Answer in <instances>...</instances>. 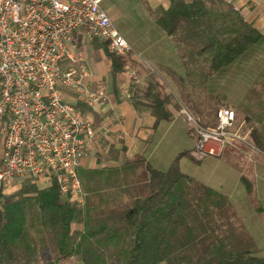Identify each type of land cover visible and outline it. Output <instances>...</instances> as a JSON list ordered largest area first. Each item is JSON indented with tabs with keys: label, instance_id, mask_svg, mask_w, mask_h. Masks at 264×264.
<instances>
[{
	"label": "trees",
	"instance_id": "obj_1",
	"mask_svg": "<svg viewBox=\"0 0 264 264\" xmlns=\"http://www.w3.org/2000/svg\"><path fill=\"white\" fill-rule=\"evenodd\" d=\"M158 23L169 34L178 35L180 41L199 43L195 54L219 58L222 67L255 54L252 50L264 40L263 34L228 0H194L190 4L172 0V7L163 11ZM73 37L80 49L90 44L94 51L103 53L109 64L112 88L119 92L121 78L126 74L125 65L138 63L133 52L115 55L109 51V41L87 40L84 29L76 31ZM129 91L135 107L149 109L156 117V124L171 119V100L162 95L152 72L148 74V85L143 91L135 82L129 84ZM77 106L83 112H92L96 125L101 123L102 118L94 108L81 102ZM251 135L252 144L264 151V139L259 131L254 129ZM190 153L189 150L182 152L171 169L159 170L148 165L135 180L130 177L133 181L128 180V175L121 180L120 172L122 168V176L128 174L126 170L133 169L134 161L125 162L121 167L89 171L88 176L85 169H79L83 187L89 186L96 173L112 170L119 174L116 181L113 178L110 182L114 187L104 195L94 188H86L88 193L84 191L82 205L65 198L57 183L44 187L28 178L23 180L18 191L9 195L0 187V264H69L74 261L83 264H172L180 260L184 264L190 261L193 246L199 240L198 232L195 235L193 230L200 221L193 215L198 207L191 213L190 203L179 193L177 180L170 179L176 173L184 181L193 180L176 169L179 159L191 158ZM2 165L0 151V167ZM241 181L249 195L255 193L254 182L247 175H243ZM128 187L142 188L148 193L136 196L129 206H119L120 193ZM205 187L212 208L227 204L229 210L224 193ZM209 264H264V257L252 250L235 251L219 243Z\"/></svg>",
	"mask_w": 264,
	"mask_h": 264
},
{
	"label": "built area",
	"instance_id": "obj_2",
	"mask_svg": "<svg viewBox=\"0 0 264 264\" xmlns=\"http://www.w3.org/2000/svg\"><path fill=\"white\" fill-rule=\"evenodd\" d=\"M104 0H0V139L3 165L0 187L14 192L25 179L41 186L57 183L62 195L82 205L85 192L78 170L92 140L107 134V124L96 125L91 108L108 99L105 83L92 85L94 71L73 34L85 30L89 40L109 41V51L133 52L114 24ZM131 82H139L136 68L127 63ZM122 90L129 93L127 87ZM195 139L197 160L220 155L233 136V109L217 111V124L204 126L183 111Z\"/></svg>",
	"mask_w": 264,
	"mask_h": 264
},
{
	"label": "rangeland",
	"instance_id": "obj_3",
	"mask_svg": "<svg viewBox=\"0 0 264 264\" xmlns=\"http://www.w3.org/2000/svg\"><path fill=\"white\" fill-rule=\"evenodd\" d=\"M105 7L108 10L106 2ZM247 10L245 12L251 20L250 10H253L251 4L248 5ZM151 14L143 6V9L134 16L122 12L120 19L113 18V20L117 21L116 27L133 44L143 62L151 68L162 95L169 97L171 105L182 111L185 109L199 121L210 123L211 126L207 127L216 125L215 113L219 108H231L236 113V120L229 128L233 136L227 141L220 155L197 160L191 151L190 156L193 160L187 156L181 157L176 169L189 175L193 180L184 181L176 176V173L174 178L170 177L177 180L179 193L190 203L191 213L193 208L198 207L193 215L200 221L193 230L195 235L198 232L199 240L193 246L192 259L186 262L209 264L213 251L218 248L219 243H225L229 249L235 251L252 250L264 257V151L252 144L251 135L252 131L257 129L264 139V40L262 45L254 49L255 51L252 50L255 54L237 59L228 67H222L219 58L195 54L196 48L200 47L199 43L180 41L178 35L169 34L159 23L158 27H154L150 19ZM154 14L157 22L159 12ZM260 14L264 15V11ZM251 24L255 28L260 27L259 31L264 33V20L256 24L254 19ZM164 35L171 36L174 42H168ZM87 45L80 49L85 59L93 61L103 57L102 52L98 53L91 49L89 44ZM154 56L156 58H152ZM139 77L141 81L144 76ZM128 83H132L129 78ZM181 113L186 118V115ZM186 120L187 118L183 120L181 117L176 123L174 122L173 129L160 130L158 139H161V142L158 148L155 147L158 149L155 151L156 154L136 156L134 162L130 161L133 162V169L130 171L127 169L128 174L122 176L124 170L122 171L121 168V180L126 175L129 181L135 180L148 165L159 170L171 169L173 162L178 158L177 154L190 147L191 141L187 135L190 125ZM165 133V137H162ZM112 157L104 151L92 153V159L96 163L91 168L84 167L85 175L88 176L89 171L109 168L106 163ZM122 165L120 164L119 167ZM84 168L80 167L81 171ZM237 172L245 173L254 182V194L249 195L245 185L239 184ZM118 175L112 170L96 173L89 186L83 187L84 191L88 193L86 188H94L104 195L105 191L114 187L110 182L113 178L116 181ZM209 185H213L218 191L227 195L229 210L227 204L213 206L216 207L215 209L208 204L210 196L205 186ZM147 193L148 190L142 188L128 187L125 191H121L118 204L122 207L129 206L136 196ZM105 207L107 209V206ZM69 264L83 263L74 261ZM172 264H183V261Z\"/></svg>",
	"mask_w": 264,
	"mask_h": 264
},
{
	"label": "crops",
	"instance_id": "obj_4",
	"mask_svg": "<svg viewBox=\"0 0 264 264\" xmlns=\"http://www.w3.org/2000/svg\"><path fill=\"white\" fill-rule=\"evenodd\" d=\"M184 1L190 4L194 0H184ZM228 1L231 2L234 8L238 9L242 13L245 20L250 24L254 21V19L256 20V24H259L262 22V20H264L263 17L264 15L260 14L261 12L264 11V0H228ZM105 2L107 3L108 6L107 11L110 13L109 15L112 18V20L113 18L120 19L122 12H126L127 15L134 16V14L142 10L143 6H145L146 9L149 10L150 13H152L151 14L152 17H150V19L154 27H158L159 24L158 21L157 22L155 21L154 18H156V15L155 14L153 15V13L159 12L158 17H160L163 11L168 10L172 7V0H104L102 5L106 9ZM249 4H251V6L253 7V10H250L252 12L251 14L252 21L247 16L246 14L247 12H245ZM136 16L140 17L141 14L140 16L138 15ZM113 22L116 25L117 21L115 22L113 20ZM256 28L257 30H260V27H256ZM260 32L264 36L263 31ZM164 37L167 38L168 42L170 41L174 42L171 36L164 35ZM130 44L133 47L134 58L138 60V63H136L134 67H136L137 72L139 71L138 72L139 76H144L143 79L137 83L140 90L143 91L148 85V74L151 73L150 70L151 68L147 66L145 62H143V59L136 51L133 44L131 42ZM89 47H91L90 44ZM91 49L93 48L91 47ZM152 58H156V56ZM86 62L88 66L95 73V76L90 80V83L92 85H96L98 83H105L108 87L107 101L101 107L96 108L95 111L102 118V121L99 125L103 123L107 124L110 131L107 134L92 140L90 144L89 152L87 156L84 158L81 167L82 168L93 167L96 161L92 159V153H96L98 151L101 152L104 151L105 154L107 155L110 154L113 156L106 163L107 164L106 166L109 168H116L120 166V164L133 161L134 158L136 156L138 157L139 155L146 156V154H150V155L156 154L155 151H157L158 149H156L155 147L157 146L159 147L161 142V139H158L159 131L162 129L171 130L173 129V124H175L177 120H180L181 117H183V120L186 119L185 116L181 113L182 109L177 108L175 105L173 106L170 104L169 110L170 113L172 114L171 119L162 120L158 124H156V117L151 113V111L143 107L141 108L135 107V105L130 100L131 92L129 91V93H126L122 90V85L127 87L129 90L130 83H128V77L126 76V74L122 76L121 78L122 81L119 85V92L116 93L111 85V79L108 73L109 64L106 58L104 57V55L101 59L99 58V60L96 59L91 61L89 59H86ZM93 116L95 117L94 114ZM200 122L202 123L204 121H200ZM204 123L207 124L206 126H211L210 123H206V121ZM190 132H191V128L190 130H188V134H187L191 141V143L189 142L190 147L184 151H188V150L192 151L195 146V139L193 138ZM165 135L166 133L162 137H165ZM181 153L182 152H179L177 154V157ZM237 173H238L237 176L238 182L239 184H242L241 178L243 175L246 174L243 172H237ZM209 186L216 189L213 185L212 186L209 185ZM20 188L21 185L18 184L15 187L14 192L18 191Z\"/></svg>",
	"mask_w": 264,
	"mask_h": 264
}]
</instances>
